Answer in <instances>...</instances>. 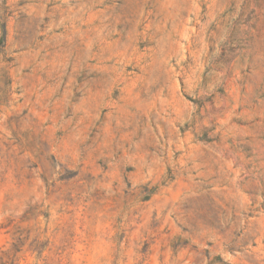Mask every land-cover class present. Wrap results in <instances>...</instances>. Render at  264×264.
I'll return each mask as SVG.
<instances>
[{"label": "rangeland", "instance_id": "1", "mask_svg": "<svg viewBox=\"0 0 264 264\" xmlns=\"http://www.w3.org/2000/svg\"><path fill=\"white\" fill-rule=\"evenodd\" d=\"M0 264H264V0H0Z\"/></svg>", "mask_w": 264, "mask_h": 264}]
</instances>
